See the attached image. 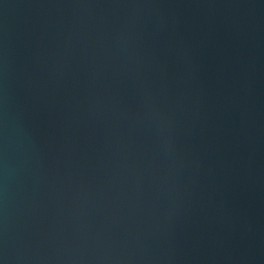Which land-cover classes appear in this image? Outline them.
Masks as SVG:
<instances>
[{
    "label": "water",
    "instance_id": "water-1",
    "mask_svg": "<svg viewBox=\"0 0 264 264\" xmlns=\"http://www.w3.org/2000/svg\"><path fill=\"white\" fill-rule=\"evenodd\" d=\"M5 264H264V0H0Z\"/></svg>",
    "mask_w": 264,
    "mask_h": 264
},
{
    "label": "clouds",
    "instance_id": "clouds-1",
    "mask_svg": "<svg viewBox=\"0 0 264 264\" xmlns=\"http://www.w3.org/2000/svg\"><path fill=\"white\" fill-rule=\"evenodd\" d=\"M0 264H5V260L4 259H0Z\"/></svg>",
    "mask_w": 264,
    "mask_h": 264
}]
</instances>
